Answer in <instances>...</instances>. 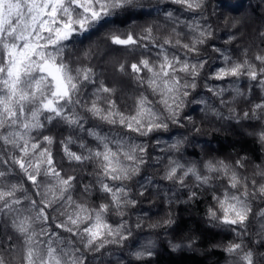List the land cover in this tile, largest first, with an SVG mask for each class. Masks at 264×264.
I'll return each instance as SVG.
<instances>
[{
  "label": "trees",
  "instance_id": "trees-1",
  "mask_svg": "<svg viewBox=\"0 0 264 264\" xmlns=\"http://www.w3.org/2000/svg\"><path fill=\"white\" fill-rule=\"evenodd\" d=\"M83 1L48 37L68 94L38 127L27 76L11 97L0 74V264H31L38 231L44 264H264V0H112L89 19Z\"/></svg>",
  "mask_w": 264,
  "mask_h": 264
},
{
  "label": "rangeland",
  "instance_id": "rangeland-1",
  "mask_svg": "<svg viewBox=\"0 0 264 264\" xmlns=\"http://www.w3.org/2000/svg\"><path fill=\"white\" fill-rule=\"evenodd\" d=\"M65 0H0V74L4 73V85L8 93L13 97L18 90L23 76H27L24 88V99L32 104L30 111V125L38 127L40 125V112L53 110L54 102L68 94V82L54 61V56L47 51V47L53 39L49 36L56 34L62 38L67 37L71 32V21H58L59 10ZM112 0H84L83 7L86 19L98 17L101 9ZM256 2V1H254ZM253 2V3H254ZM252 5L233 11L234 17H238L242 22L251 19L250 8ZM58 19V20H57ZM65 17L61 16V20ZM81 24L83 19L79 21ZM99 57H104L107 50L99 44L92 45ZM2 99H0V109ZM247 135H251L247 133ZM196 145L200 147L201 141ZM204 149H211L208 143L203 144ZM164 196H172L174 193L162 191ZM225 217L228 221L238 222L247 217L248 206L244 199L238 194L226 195L223 198ZM259 224V233L262 234L264 228V217ZM106 229L103 221L89 228V237L96 238ZM40 234V235H39ZM30 242L28 248L31 264H44V235L39 231ZM155 238V239H154ZM157 237L143 238L138 249L147 248L152 245ZM158 239V238H157ZM263 239V238H262ZM169 245L170 243L167 242ZM184 246L193 249V246L186 243ZM226 264V263H225ZM228 264H236L234 261Z\"/></svg>",
  "mask_w": 264,
  "mask_h": 264
}]
</instances>
